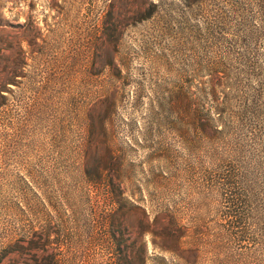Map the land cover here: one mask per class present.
Segmentation results:
<instances>
[{
  "label": "rangeland",
  "instance_id": "obj_1",
  "mask_svg": "<svg viewBox=\"0 0 264 264\" xmlns=\"http://www.w3.org/2000/svg\"><path fill=\"white\" fill-rule=\"evenodd\" d=\"M251 10L0 0V252L48 227L64 249L98 245L122 192L147 214L114 219L136 259L144 243L146 264H182L157 247L181 236L189 264H264V70L245 64L264 63V34L249 49L234 28ZM218 178L261 188L229 199Z\"/></svg>",
  "mask_w": 264,
  "mask_h": 264
},
{
  "label": "trees",
  "instance_id": "obj_2",
  "mask_svg": "<svg viewBox=\"0 0 264 264\" xmlns=\"http://www.w3.org/2000/svg\"><path fill=\"white\" fill-rule=\"evenodd\" d=\"M247 4L252 7V10L247 18L243 20L242 23L235 25L234 28L238 32L237 35L242 34V31L245 33L244 39L240 45H243V47L251 45L249 47L250 49L252 46L255 47L260 42L264 34V24L261 23V25H259L255 22V19H258L259 21L263 20L264 23V0H247ZM240 26L242 27V30ZM243 59L244 58H242V60ZM245 64L249 70L252 71H255L258 65L264 70V63H262L261 58L257 61L247 60L245 61ZM257 79H260L262 86H264V73H261ZM8 85H10V83ZM225 130V128L220 130L217 128L216 132L221 135L224 134ZM236 150L241 151L240 148H236ZM236 150H234V152H236ZM237 158L239 157H236V159ZM238 160L239 159H237V161ZM218 180L224 189V195L228 196L229 199L230 197L235 198L237 188L242 191V193L244 191L245 196L248 198L254 197L252 193L255 188H261L255 178H218ZM262 183L264 186V182ZM119 189L120 188L118 187L117 190L121 191ZM110 200L112 206H114L115 212L120 213H112L111 215L107 214L99 218L98 225L102 230V235L97 242L98 245L83 247L75 244L77 248L70 246L64 249L62 243L57 239V237H59L57 232L52 234L51 232L55 230L51 231L50 227H48L42 230L43 232L39 235H36L37 233L32 234L36 236V238H31L25 242H23V240L22 242L8 244L6 248L0 252V264H146L147 258L145 256V244L142 243L140 247L141 250L139 249V253L143 255L142 258H139V260L136 259L135 256L132 255L133 250H131V244H128L125 241V235L122 233V230L119 232L117 231V221L114 220L117 215H126V213L131 210H139L141 216L147 217L145 208H141L127 198H124L122 192H120L117 197H111ZM232 207L233 209L236 208L235 205H232ZM153 223L154 225H162L161 219L156 217L154 218ZM146 228L144 226L142 231L150 233V226L148 223ZM51 236H54V238L49 239ZM171 238L174 241V236H171ZM180 238L181 236L179 238L177 237L174 244H162L157 247L160 252L164 254L167 253L172 257L180 259L182 264H189L187 253L180 248ZM92 250H98L100 256L96 257L88 254V252L92 254L97 253L92 252ZM187 252L190 253V251ZM152 260L156 261V264H168L165 257L161 255L155 256Z\"/></svg>",
  "mask_w": 264,
  "mask_h": 264
}]
</instances>
